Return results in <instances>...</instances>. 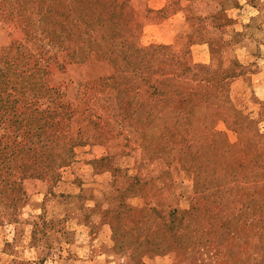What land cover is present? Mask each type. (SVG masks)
I'll return each instance as SVG.
<instances>
[{"label": "rangeland", "instance_id": "obj_1", "mask_svg": "<svg viewBox=\"0 0 264 264\" xmlns=\"http://www.w3.org/2000/svg\"><path fill=\"white\" fill-rule=\"evenodd\" d=\"M109 1L60 7L107 23L50 65L72 157L0 214V264H264V3Z\"/></svg>", "mask_w": 264, "mask_h": 264}, {"label": "trees", "instance_id": "obj_2", "mask_svg": "<svg viewBox=\"0 0 264 264\" xmlns=\"http://www.w3.org/2000/svg\"><path fill=\"white\" fill-rule=\"evenodd\" d=\"M62 3L0 0V29L8 35L17 30L21 34L0 48V214L21 206L25 179L55 173L72 157L71 149L62 151L71 140L60 132L68 113L55 112L52 99L58 91L47 86L46 78L57 52L66 51L64 61L70 63L83 49L92 50L96 39L90 31L105 27L107 20L66 19L59 13ZM110 5L105 0L102 7ZM45 40L55 42L56 51L41 46ZM213 52L219 63L221 55Z\"/></svg>", "mask_w": 264, "mask_h": 264}, {"label": "crops", "instance_id": "obj_3", "mask_svg": "<svg viewBox=\"0 0 264 264\" xmlns=\"http://www.w3.org/2000/svg\"><path fill=\"white\" fill-rule=\"evenodd\" d=\"M212 2L223 6L225 9H227L229 11L237 10L236 9L237 6H239L241 4V0H193L192 1V3H202L204 5V7H205V3H212ZM256 3H264V0L263 1H257L256 0ZM226 18L232 19V17H230L229 15H226Z\"/></svg>", "mask_w": 264, "mask_h": 264}]
</instances>
